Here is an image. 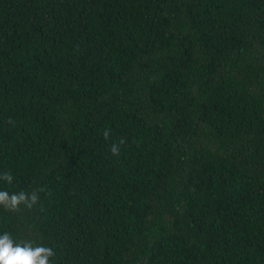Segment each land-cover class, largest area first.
I'll return each instance as SVG.
<instances>
[{"label": "trees", "instance_id": "obj_1", "mask_svg": "<svg viewBox=\"0 0 264 264\" xmlns=\"http://www.w3.org/2000/svg\"><path fill=\"white\" fill-rule=\"evenodd\" d=\"M5 171L52 264H264V0H0Z\"/></svg>", "mask_w": 264, "mask_h": 264}, {"label": "clouds", "instance_id": "obj_2", "mask_svg": "<svg viewBox=\"0 0 264 264\" xmlns=\"http://www.w3.org/2000/svg\"><path fill=\"white\" fill-rule=\"evenodd\" d=\"M9 124L14 122L10 119ZM107 141L111 135V129H105L102 133ZM126 143L124 138L118 142H113L110 146V153L113 156H119L121 146ZM0 180L7 184H12L14 177L10 172L5 171L0 174ZM38 194L36 191L27 193L23 190L19 192H11L0 190V207L6 211L18 212L21 205L27 209H32L38 202ZM55 255L51 247L43 245H34L30 241H14L7 232L0 234V264H52L51 257Z\"/></svg>", "mask_w": 264, "mask_h": 264}]
</instances>
